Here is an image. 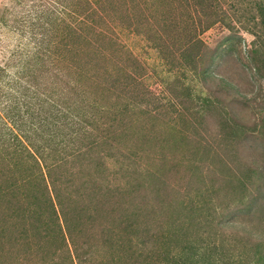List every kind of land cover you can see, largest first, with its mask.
Instances as JSON below:
<instances>
[{"label":"rangeland","instance_id":"rangeland-1","mask_svg":"<svg viewBox=\"0 0 264 264\" xmlns=\"http://www.w3.org/2000/svg\"><path fill=\"white\" fill-rule=\"evenodd\" d=\"M257 1L0 0V264H264Z\"/></svg>","mask_w":264,"mask_h":264},{"label":"trees","instance_id":"trees-1","mask_svg":"<svg viewBox=\"0 0 264 264\" xmlns=\"http://www.w3.org/2000/svg\"><path fill=\"white\" fill-rule=\"evenodd\" d=\"M256 4H257V6H260V12H261V19L259 20L260 21V23H261V25H263L264 26V0H258L257 2H256ZM258 19H257V17L255 18V22L257 21ZM211 24H212V22H211ZM230 51H231V49H230ZM64 75V74H63ZM62 78V77H61ZM78 87V86H77ZM77 91V90H76ZM58 92H61V90H59L58 88H55V90H54V94L53 93H51L50 92V94L51 95H49V94H47V96H48V98H49V100L48 101H50L51 103V105L53 104V107L52 108H54V107H56L57 109L59 108V104L58 103H60L61 102V99H60V96H58L56 93H58ZM81 92H82V94L85 96V97H89V94L88 93H86L85 91H82L81 90ZM63 107V106H62ZM34 128V127H33ZM23 135H24V137L27 139L28 138V140H30L31 141V138L30 137H32V131H31V129L30 130H25L24 132H23ZM10 142V144H11V146H8V148L9 149H12L14 152H17V153H19V152H22V154H23V148L21 149L20 148V146L18 145V142L20 143V140L18 139V137H14L13 139H12V142L11 141H9ZM16 143H17V145H16ZM25 147V146H24ZM25 151H27V153L31 156V158L33 157V158H35L36 160H37V163L39 162V160L41 161V159L37 156V154H35V152H33V150H32V148L30 147V148H28V147H25ZM35 156V157H34ZM37 156V157H36ZM38 158V159H37Z\"/></svg>","mask_w":264,"mask_h":264}]
</instances>
